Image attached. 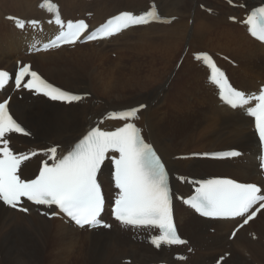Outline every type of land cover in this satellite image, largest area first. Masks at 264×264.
Returning <instances> with one entry per match:
<instances>
[{
    "label": "bare ground",
    "instance_id": "bare-ground-1",
    "mask_svg": "<svg viewBox=\"0 0 264 264\" xmlns=\"http://www.w3.org/2000/svg\"><path fill=\"white\" fill-rule=\"evenodd\" d=\"M2 1L0 20L6 14L28 17L40 13L36 10L38 0H7L9 3L5 9ZM57 1L63 3L68 14L74 7L75 15L95 12L92 21L96 26L105 17L121 10H144L149 0ZM157 1L166 16H178V20L166 25L130 29L99 45H78L70 50L25 57L33 60L34 67L48 79L67 89L81 93L91 89L92 95L87 101L91 106L86 119L74 113V125L71 128L64 126L66 121L62 115L68 118L72 115L54 114V109L69 108L74 106L72 104L62 106L13 100V110L40 140L73 144L93 125V118L100 119L109 110H123L146 103L147 108L140 113L144 137L161 153L172 174L192 177L219 174L231 175L242 181H260L255 160L259 147L251 130V119L243 111H234L220 103L215 89L206 82L208 72L191 56L200 51L227 55L238 63V67H230L236 85L249 91L257 89L264 81V45L252 40L245 28L229 21L231 16L241 17L244 10L232 8L224 0ZM233 1L248 5V9L263 2ZM201 4L213 8L214 12L203 11ZM8 6L11 10L7 9ZM190 19H193V25ZM0 32L3 36L0 40V67L14 69L16 59L29 45L21 43L16 32L7 25ZM187 46L185 60L176 71V64ZM114 98H120L124 105H114ZM106 99H112V104ZM51 116L54 122L50 125L30 126V122L39 117L46 120ZM110 124L120 125L119 122ZM26 142L41 148L48 146L45 143L42 147L32 140ZM235 147L248 153L232 161L176 159L178 155ZM39 164L40 158L29 161L24 168L25 175H28L29 168L37 170ZM111 170L110 165H105L101 175L109 197L112 196ZM174 183L185 194L191 193L188 186L175 180ZM29 210V215H23L5 209L0 203V264H123L127 258H133V263L139 264L165 260L174 264H213L214 257L225 251H231L232 255L224 264H249V261L264 264V210L231 242L228 235L236 222H211L177 203L180 230L190 239V246L195 248V253L190 254L186 262L173 261V253L166 248L157 251L145 242L135 241L130 230L121 229L117 224L111 231H87L77 229L62 219L48 220L35 206ZM211 225H215L213 228L218 235L209 233ZM253 228L260 230L257 232L260 235L258 242L248 236ZM49 240L50 247L46 243ZM180 250L182 248L174 251ZM245 250L252 251L253 261L249 258L248 261Z\"/></svg>",
    "mask_w": 264,
    "mask_h": 264
},
{
    "label": "snow or ice",
    "instance_id": "snow-or-ice-1",
    "mask_svg": "<svg viewBox=\"0 0 264 264\" xmlns=\"http://www.w3.org/2000/svg\"><path fill=\"white\" fill-rule=\"evenodd\" d=\"M47 3V0H46ZM51 11L53 6L48 4ZM146 16L156 19L155 14L135 15L132 12H121L112 17L100 29L88 32V24L84 20L68 21L66 31L61 32L57 40L66 44H75L82 37L87 41L107 39L124 30L150 23ZM14 21L17 18H11ZM235 20V17H232ZM26 23L37 25L39 21H19L17 26L24 28ZM56 24L64 22L57 17ZM247 25L254 35L264 41V7L259 12L253 11L247 17ZM101 33L97 36L95 32ZM53 46H56L53 44ZM45 49L49 47L44 45ZM196 59L206 62L210 69L211 80L219 88L222 100L233 109L242 110L255 118V129L261 142H264V87L258 94L237 90L232 87L224 73L207 53H201ZM14 88H21L43 93L53 100L74 102L84 96L73 94L56 87L44 79L31 65L23 64L15 73L0 70V89L9 83ZM10 98L0 101V201L17 208L22 198L36 205H45L59 211L44 213L50 216L66 215L77 226L83 228L111 225L103 223L101 214L105 210V196L98 180L102 165L110 160L114 165L113 183L118 190L112 202V214L124 226L143 229H157L158 235L151 238L157 248L184 244L174 222L173 194L170 189L169 172L166 163L157 154L153 145L146 143L141 130L131 122H125L113 131H104L99 127L92 128L66 155L57 157L58 146L42 150L49 157L41 161L39 174L34 179H21V166L38 153L14 152L10 146L9 134L26 132L25 128L13 118L9 111ZM254 105V106H253ZM146 105L128 108L119 113L113 112L112 117L129 121L137 118V113ZM110 152L118 155H109ZM194 155L228 157L236 156L237 152L202 153ZM49 160L52 162L50 163ZM264 167V165H262ZM181 182L185 177L178 178ZM196 195L187 200V204L205 217L240 218L232 232L237 231L253 220L264 210V189L256 183H238L232 179H215L201 182L195 188ZM21 211L27 213L26 207ZM223 259V258H221Z\"/></svg>",
    "mask_w": 264,
    "mask_h": 264
},
{
    "label": "rangeland",
    "instance_id": "rangeland-1",
    "mask_svg": "<svg viewBox=\"0 0 264 264\" xmlns=\"http://www.w3.org/2000/svg\"><path fill=\"white\" fill-rule=\"evenodd\" d=\"M2 3H3V6H4L3 9H5V5L8 4L9 2H7V0H3ZM7 9L8 10H11L9 6L7 7ZM179 55H180V53H179ZM177 58L175 59V61L177 60ZM173 61H174V59H173ZM72 90H76V89H72ZM131 97H134V96H131ZM106 100H108V99H106ZM104 101H105V99H104ZM108 101L111 103L112 99H109ZM113 103H114V105H120L121 103H123V105H124V102L120 98H114ZM40 106H41V104H40ZM90 106H91V104L88 102V103H85V104H82V105L78 104V105L70 106L71 108L70 107L69 108L56 107L54 109V114H68V113H70L72 115V118H68V116H63V115H62V118L66 121V124L64 126H68V128H71L74 125V121H73V115H74V113L78 117H80L81 119H86V117H88V108ZM40 119H41V117L37 118L36 121H31L30 122V126L32 128H35L36 127V124L46 123V124H49L50 125V124H52L54 122L53 119H52V116L49 117V118H47L46 120H40ZM213 227H215V225ZM206 229H207V227H205V230ZM209 233H211L213 235H218V234L213 233V232H209ZM46 243H47V246L50 247V240L47 241ZM115 252L116 253H119V252H117V250H115ZM250 259L252 261L254 260V255L252 254V251L250 253ZM248 261H249V259H248ZM132 264H138V263H135L134 262ZM145 264H148V263H145ZM249 264H253V263H251V261H249Z\"/></svg>",
    "mask_w": 264,
    "mask_h": 264
}]
</instances>
